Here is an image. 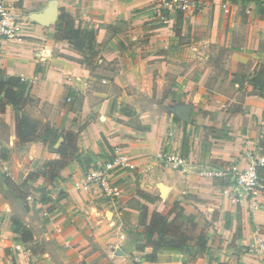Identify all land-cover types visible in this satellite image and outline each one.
<instances>
[{
    "label": "crops",
    "instance_id": "obj_1",
    "mask_svg": "<svg viewBox=\"0 0 264 264\" xmlns=\"http://www.w3.org/2000/svg\"><path fill=\"white\" fill-rule=\"evenodd\" d=\"M6 1L28 23L21 42L1 44L0 75L27 82L36 105L30 117L76 133L78 156L43 185L45 163L57 157L62 138L55 141L53 153L46 150L53 142L19 144L13 106L6 103L0 109V166L11 170L20 163L29 165L25 177L37 174L27 181L35 180L36 210L44 214L39 220L35 215L22 221L32 232L43 227L41 238L33 232L42 253L32 256L20 243L30 262L19 253L10 258L12 246L21 245L13 243V225L4 222L10 211L0 196V264H184L187 258L176 250H158L154 261L141 258L152 251L137 234L142 223L152 211L167 213L173 203L194 217L195 232H204L220 262L264 264V255L247 251L249 243L264 238V193L248 197L233 181L237 170L264 157V127L253 116H261L264 107L259 102L254 111H229L215 102L203 103V77L190 72L188 60L202 42L198 32L206 24L227 35L229 50L251 49L253 35L264 38V11L246 10L248 42L238 49L231 43L237 4L249 0H196L186 11L162 9L161 0ZM260 1L250 2L264 6ZM49 5L54 21L31 19V13ZM61 9L78 17L85 31L96 29L93 59L55 39ZM183 107L189 108L187 118ZM184 139V164L163 167L158 155L180 152ZM17 149L23 161L15 158ZM114 155L138 160L137 168L119 175L124 190L120 198L111 201L96 188H75L86 171ZM206 169L229 171L201 175ZM160 184L167 188L164 197ZM186 264H208V259Z\"/></svg>",
    "mask_w": 264,
    "mask_h": 264
},
{
    "label": "trees",
    "instance_id": "obj_2",
    "mask_svg": "<svg viewBox=\"0 0 264 264\" xmlns=\"http://www.w3.org/2000/svg\"><path fill=\"white\" fill-rule=\"evenodd\" d=\"M229 1L236 2V0ZM249 1L256 4L261 2L260 0ZM95 36L96 29L85 31L78 17L61 9L59 22L56 25L55 39L57 41L64 40L70 43L75 49L84 53L86 60H90L96 55L93 45ZM0 94L2 95L0 109L6 103L11 104L14 108L15 135L19 144L28 142L48 144L55 142L60 137L62 138L56 149L57 157L47 159L42 174L43 185L52 182L59 177L60 171L78 156L76 133L58 130L48 123L35 121L26 113V106L34 100L30 96V88L24 79L18 76L0 75ZM187 147L188 141L184 139L179 152L184 159L187 157ZM257 173L261 178L264 193V164L257 166ZM36 176V173L29 172L26 179ZM11 223L14 234L13 242L24 244L32 256L41 254L43 251L42 243L34 237L32 230L16 218H11ZM225 225L228 226V224ZM195 226L194 217L185 215L178 203H173L167 213L164 214L152 211L148 220L142 223L137 232L144 244L152 247V251L143 253L141 258L145 261H154L158 250H176L187 258L184 264L205 257L208 259V264H226L219 261L215 251L207 244L204 232H195ZM140 249L142 251L143 246H139ZM5 252H8V249H5Z\"/></svg>",
    "mask_w": 264,
    "mask_h": 264
},
{
    "label": "rangeland",
    "instance_id": "obj_3",
    "mask_svg": "<svg viewBox=\"0 0 264 264\" xmlns=\"http://www.w3.org/2000/svg\"><path fill=\"white\" fill-rule=\"evenodd\" d=\"M247 9H252L258 14L264 11V6L255 5L250 1L244 4L238 2L236 9L237 22L231 42L238 49L248 42V33L245 31L249 29V26H246L248 22ZM198 38L202 42L198 41L196 43V51L193 50L192 53H189L188 60L190 65L193 66L190 72L193 75L198 73L203 77V85L207 89L205 90L207 94L204 100L202 99L203 103L215 102L220 106L224 105L229 111L237 109L254 111L255 108L261 106L259 102H262V107H264V100L261 99L264 98V38L259 40L253 35L251 41H249L251 49L246 52H242V49L235 52L229 50L227 35L223 37L220 33H217V30H211V26L208 24L202 26V29L199 30ZM258 49L259 51L261 49L262 52H259ZM25 109L27 114L33 116L36 112V105L34 102L29 103ZM253 116L256 120H261V126L264 127V110L261 116L254 114ZM54 144L55 142L46 147L47 152H54ZM19 151L17 149L15 158L23 161V157L22 159L19 158ZM27 166L29 165L20 163V166L15 165V168L11 170H5L2 165L0 166V196L6 201V207L10 211L4 222L10 228L12 227L11 218L25 222L26 218L30 220L31 216L37 215V220H39L44 215H41L40 208L36 210V201L39 198L33 190L36 182L35 180L27 181L25 177ZM30 211L32 214H29ZM36 211H39V213L37 214ZM33 232L38 238H41L43 227H39ZM47 239L48 244H50L51 238ZM19 245H21L20 248L12 246L14 251H10V255L7 256L16 258L19 253L23 255L25 263L30 262L31 258L26 249L22 244L19 243Z\"/></svg>",
    "mask_w": 264,
    "mask_h": 264
},
{
    "label": "built area",
    "instance_id": "obj_4",
    "mask_svg": "<svg viewBox=\"0 0 264 264\" xmlns=\"http://www.w3.org/2000/svg\"><path fill=\"white\" fill-rule=\"evenodd\" d=\"M194 0H161V8L186 11L191 8ZM13 6L6 0H0V46L3 42H21L28 19L14 13ZM158 158L163 167H179L185 159L175 150L162 151ZM264 164V157L252 160L242 169L234 173V183L238 191L256 198L263 194V184L257 173V166ZM138 160L127 159L114 155L103 166L86 171L81 181L75 183V188L80 191H90L96 188L100 197L114 201L123 194V186L120 182V173L124 170L137 168ZM229 169L217 171L215 169L202 170L204 176L226 175ZM237 199V198H236ZM46 214V213H45ZM247 251L254 254L264 255V238L259 237L256 241L247 245Z\"/></svg>",
    "mask_w": 264,
    "mask_h": 264
},
{
    "label": "water",
    "instance_id": "obj_5",
    "mask_svg": "<svg viewBox=\"0 0 264 264\" xmlns=\"http://www.w3.org/2000/svg\"><path fill=\"white\" fill-rule=\"evenodd\" d=\"M30 17L31 19L39 20L42 23H48V22L54 21L55 12L53 8L49 5L46 8H44L41 12L31 13ZM188 113H189V108L183 107L182 115L187 118ZM159 189H160L161 195H165L166 193L165 189H167L166 186L163 184H160Z\"/></svg>",
    "mask_w": 264,
    "mask_h": 264
}]
</instances>
